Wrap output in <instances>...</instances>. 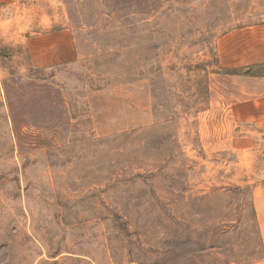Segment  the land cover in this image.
Masks as SVG:
<instances>
[{
	"label": "rangeland",
	"instance_id": "rangeland-1",
	"mask_svg": "<svg viewBox=\"0 0 264 264\" xmlns=\"http://www.w3.org/2000/svg\"><path fill=\"white\" fill-rule=\"evenodd\" d=\"M252 1L0 6V264H264V127L236 118L264 73L236 67ZM62 27L76 59L35 65L23 37Z\"/></svg>",
	"mask_w": 264,
	"mask_h": 264
},
{
	"label": "crops",
	"instance_id": "crops-1",
	"mask_svg": "<svg viewBox=\"0 0 264 264\" xmlns=\"http://www.w3.org/2000/svg\"><path fill=\"white\" fill-rule=\"evenodd\" d=\"M20 1L0 0V6H14ZM256 3V0L252 1L253 5ZM22 43L32 55V62L40 67L71 62L77 57L74 35L69 27L26 35ZM250 65H264V18L258 24L236 27V67ZM249 81H256L258 89H248L241 96L236 95V118H259L264 127V73L249 76ZM252 193L264 249V185H255Z\"/></svg>",
	"mask_w": 264,
	"mask_h": 264
},
{
	"label": "trees",
	"instance_id": "trees-1",
	"mask_svg": "<svg viewBox=\"0 0 264 264\" xmlns=\"http://www.w3.org/2000/svg\"><path fill=\"white\" fill-rule=\"evenodd\" d=\"M249 67H251V66H249ZM249 67H246V68H236V70H240V69H241V70H242V69L244 70V69H247V68H249Z\"/></svg>",
	"mask_w": 264,
	"mask_h": 264
}]
</instances>
